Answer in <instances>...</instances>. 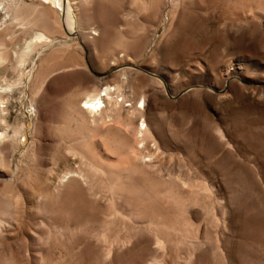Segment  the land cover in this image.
<instances>
[{"label":"rangeland","instance_id":"rangeland-1","mask_svg":"<svg viewBox=\"0 0 264 264\" xmlns=\"http://www.w3.org/2000/svg\"><path fill=\"white\" fill-rule=\"evenodd\" d=\"M75 1L0 0V264H264V0ZM114 83L153 92L177 145L153 169L114 168L132 130L109 156L79 109Z\"/></svg>","mask_w":264,"mask_h":264},{"label":"bare ground","instance_id":"bare-ground-1","mask_svg":"<svg viewBox=\"0 0 264 264\" xmlns=\"http://www.w3.org/2000/svg\"><path fill=\"white\" fill-rule=\"evenodd\" d=\"M49 2L51 0H48ZM57 1H63V0H57ZM70 5L76 10L78 11V4L76 3L75 0H68ZM84 1V0H83ZM177 1V0H176ZM53 2V1H52ZM179 2V1H178ZM150 4V3H149ZM10 9L13 8V5L12 4H9L8 7H10ZM63 6V5H62ZM79 13V12H78ZM164 13V12H163ZM177 13V15L179 17H181L183 19L184 17V11H177L175 12ZM173 15L174 12H173ZM172 15V16H173ZM176 16V15H175ZM176 22V21H175ZM181 22V21H180ZM180 22L177 24V26L174 28V30L169 34L168 36V40L169 41H172L173 39H176L177 36L179 35V30H180ZM174 26V24H173ZM93 29V28H92ZM94 30V29H93ZM93 30H91L93 32ZM98 32V33H97ZM99 31L98 30H95V33L94 35H99ZM93 36V35H92ZM50 38L51 37H48V35L46 33H40L38 34L37 36V40L41 43V44H48L50 42ZM93 38V37H92ZM51 43V42H50ZM30 46V45H29ZM32 47V45H31ZM31 47L28 48L31 50ZM167 50L166 48H163V51ZM25 52V51H23ZM25 55L27 53H24ZM23 55V54H22ZM24 56V55H23ZM19 57V56H18ZM120 57V56H119ZM21 58V56L19 57V59ZM1 59V58H0ZM124 59V58H123ZM18 60V59H17ZM19 61V60H18ZM126 61V60H125ZM124 61V62H125ZM20 62V61H19ZM18 62V63H19ZM123 62V60H122ZM123 62V63H124ZM17 63V64H18ZM120 63V62H119ZM21 64V63H20ZM114 64V63H113ZM22 65V64H21ZM240 66V65H239ZM20 68V67H19ZM18 69V68H17ZM243 70V67L241 68ZM240 69V70H241ZM229 72V70H227ZM121 80L123 79V83L127 82L128 81V77H127V74L126 73H123L122 77H120ZM7 84V83H6ZM102 84V83H101ZM99 84L97 87H95L93 89V91H91L90 93L86 94L84 100L80 103L79 105V109L80 111L86 115V117L88 118L89 122L92 124V125H97L99 123H101L102 125V129H103V136L102 138L99 140V146H100V150L101 148L103 149V152L105 151L106 153L108 152L109 153V156L110 154L112 155V151H116V150H112V143L115 141L112 140V134L114 133L113 130L115 128V130H119L120 128H118V123L116 124L117 126L113 125L112 123L114 122V120L116 121L117 119V122L119 121L122 122V125L124 124L126 128H129L131 131V133H133L132 135L130 134L129 130H121L120 129V133L122 134L121 136V140H123V146H122V149H123V152H124V155L127 156H122L123 154H119L120 156H117L116 153H113L114 158L116 157V161L113 160L111 162L110 158L108 159L110 162H111V165L114 167V168H121V171L127 167H129V170L131 169L130 166H132V168H148V169H153L154 166H157L159 165L161 162L160 159H159V154L161 152V150H174V147L177 148V145H175V143L173 142V138L170 139V138H167L166 140L164 139V137H162V134H163V131L165 130V126L163 125V121H158V123H156L154 125V123L152 122V120L150 119V117H148V113H147V110H146V107L145 104L147 103L146 102V99H150L152 98V91L151 89H145L141 92V96H142V102H141V106L138 107L136 106L135 108H132V109H127L128 107H132V104H128V98L126 97L125 93L123 92L122 90V85H119V84H115V85H101ZM3 85L1 86V89H2ZM125 88V87H124ZM129 89V88H128ZM142 89V88H141ZM133 91V90H132ZM214 91L216 93L219 94V91H217V89L214 88ZM134 92V91H133ZM132 93V92H131ZM133 94V93H132ZM134 96V94H133ZM3 97L0 93V104L2 105V100H3ZM221 97V96H220ZM226 97V96H225ZM119 98H122L120 101H119ZM219 98V96H218ZM223 96L220 98L222 99ZM134 99V97H133ZM136 99V98H135ZM225 99V98H224ZM134 101V100H133ZM148 101V100H147ZM149 103H151L149 101ZM153 105V104H152ZM1 107V106H0ZM1 110V108H0ZM1 112V111H0ZM141 119V123L139 125H136V121L137 120H140ZM121 125V124H120ZM101 130V129H99ZM219 130V129H218ZM232 130V129H231ZM122 131V132H121ZM118 132V131H117ZM165 132V131H164ZM233 132V131H232ZM2 133V132H1ZM217 133V131H216ZM219 133L221 135V138H226V137H229V133H228V136H227V133L224 134V131L222 132L221 130H219ZM218 133V134H219ZM231 133V132H230ZM235 133V132H234ZM102 134V133H101ZM236 134V133H235ZM2 136L4 134H1ZM6 135V134H5ZM134 135V136H133ZM165 135V134H163ZM211 135V134H210ZM237 135V134H236ZM2 136H0V139L2 140ZM116 136V135H114ZM131 136L134 137V140L133 142H129L128 139L131 140ZM118 137H120V135H118ZM236 137V136H235ZM234 137V138H235ZM95 138V137H94ZM115 138V137H114ZM166 138V137H165ZM209 138V137H208ZM210 138H212L210 136ZM96 139V138H95ZM115 139H118V138H115ZM215 139V138H214ZM238 139V138H237ZM94 140V139H93ZM207 140V139H206ZM220 140V139H219ZM229 140L232 141V136L229 137ZM98 141V140H97ZM218 141V140H217ZM239 141V140H238ZM213 142L216 143V140H214ZM219 142V141H218ZM217 142V143H218ZM221 142V141H220ZM234 141H232V144L234 145L233 143ZM96 143V142H95ZM117 143V142H116ZM121 143V141H120ZM223 143V142H222ZM94 144V143H93ZM97 144V143H96ZM188 145V143H186ZM220 144V143H219ZM95 145V144H94ZM117 145V144H116ZM236 145V144H235ZM179 146V145H178ZM189 146V145H188ZM218 146V151H219V158L216 159L218 160V165L217 166V171L216 173H218V175L221 176L220 173H222V168H221V162H222V159L227 156L228 154L230 155V153L228 152H225L223 146L221 145H217ZM216 144H215V147H217ZM239 146V145H238ZM236 147V146H235ZM181 148V147H180ZM236 149V148H235ZM177 150V149H176ZM201 150V149H200ZM216 150V149H215ZM198 151V150H197ZM217 151V152H218ZM231 151V150H230ZM229 151V152H230ZM238 151V150H237ZM236 151V152H237ZM111 152V153H110ZM169 152V151H168ZM177 152V151H176ZM186 152V151H185ZM205 152V151H204ZM107 153V154H108ZM104 154V153H103ZM95 155V154H94ZM106 155V154H104ZM108 156V155H107ZM108 156V157H109ZM197 156V155H196ZM233 156V155H232ZM92 157V156H91ZM94 157V156H93ZM100 157V156H99ZM99 157H96V158H99ZM104 157V156H103ZM113 157V156H111ZM199 158V157H198ZM202 158V157H201ZM228 158V156H227ZM230 158V157H229ZM94 160V159H93ZM103 160V159H102ZM201 160V159H200ZM215 160V161H216ZM96 161V159L94 160ZM101 161V160H100ZM192 162V161H191ZM195 162V161H194ZM217 162V161H216ZM215 162V163H216ZM250 162V161H249ZM257 162V161H256ZM108 163V161H107ZM132 163V164H131ZM214 163V164H215ZM255 163V162H254ZM262 163V162H261ZM98 164V163H97ZM102 164V163H101ZM204 164V163H203ZM258 164V163H256ZM96 165V163H95ZM110 165V164H109ZM110 165V166H111ZM195 165V163H194ZM99 166V165H98ZM109 166V167H110ZM134 166V167H133ZM216 165H214L215 167ZM108 167V166H107ZM202 167V166H201ZM223 167V166H222ZM258 167V166H257ZM97 168V167H96ZM101 168V167H100ZM203 168V167H202ZM111 169V168H110ZM200 168H198L199 170ZM225 169V168H224ZM223 169V170H224ZM120 170V169H119ZM135 170V169H134ZM142 170V169H141ZM156 170V169H155ZM205 170V169H204ZM202 170V172L204 171ZM210 170V169H209ZM261 170L263 171V175H262V179L264 180V166L261 168ZM151 171V170H150ZM215 171V170H214ZM213 171V172H214ZM222 171V172H221ZM259 171V170H258ZM80 172V171H79ZM123 172V171H122ZM129 172V171H128ZM200 172V171H199ZM198 172V173H199ZM205 172V171H204ZM255 172V171H254ZM106 173V172H105ZM109 173V172H108ZM206 173V172H205ZM203 174V173H202ZM213 174V173H212ZM169 175V174H167ZM205 175V174H204ZM202 175V176H204ZM210 176V173L208 174ZM84 178V175H82L81 173H75V172H72V171H69V172H66L65 175H63V178L64 180H70L72 178H76V177H82ZM171 175H169L168 177H170ZM206 176V175H205ZM208 176V177H209ZM212 176V175H211ZM260 176V175H259ZM200 178V177H199ZM256 178V176H255ZM253 178V179H255ZM204 179V178H203ZM205 180V179H204ZM212 180V179H211ZM257 180V179H256ZM63 181V180H62ZM111 181V180H110ZM218 181V180H217ZM221 181V180H220ZM182 184L186 185V180L184 182V179L183 181H181ZM212 182V181H211ZM255 182V181H254ZM253 182V183H254ZM117 183V182H116ZM115 183V184H116ZM264 183V182H263ZM113 185V184H112ZM214 185V184H213ZM261 185V184H260ZM209 186V185H208ZM246 186V185H245ZM182 187H186V186H182ZM188 187V186H187ZM114 188V187H113ZM210 188V187H208ZM220 188V187H219ZM218 190V189H217ZM220 191V190H219ZM213 193V192H212ZM264 193V192H262ZM220 196V195H219ZM17 199V198H16ZM226 199V198H225ZM264 200V198H263ZM224 201V200H222ZM226 201V200H225ZM221 205V204H220ZM235 208V207H234ZM245 208V207H244ZM243 208V209H244ZM228 209H230L231 211V207H229ZM233 210V209H232ZM227 211V210H226ZM237 211H238V208H237ZM232 212V211H231ZM234 213V212H233ZM235 213H237L235 211ZM239 211H238V215H239ZM232 214V213H231ZM237 215V214H236ZM240 216V215H239ZM232 217V216H231ZM234 217V216H233ZM237 217H235L236 219ZM242 218V217H241ZM241 218H239L238 220H240ZM232 219V218H231ZM234 219V220H235ZM237 222V220H236ZM160 224V223H159ZM197 224V223H196ZM165 225V224H164ZM167 225V224H166ZM240 227V226H239ZM166 228V227H165ZM252 232V231H251ZM192 234V233H191ZM254 234V233H253ZM242 237V235H240ZM240 237V238H241ZM245 238V237H244ZM247 239V238H246ZM160 241V240H159ZM241 241V240H239ZM161 242V241H160ZM159 242V243H160ZM246 242V241H245ZM225 247V246H224ZM226 252H227V249H226Z\"/></svg>","mask_w":264,"mask_h":264},{"label":"water","instance_id":"water-1","mask_svg":"<svg viewBox=\"0 0 264 264\" xmlns=\"http://www.w3.org/2000/svg\"><path fill=\"white\" fill-rule=\"evenodd\" d=\"M117 70V69H116Z\"/></svg>","mask_w":264,"mask_h":264}]
</instances>
